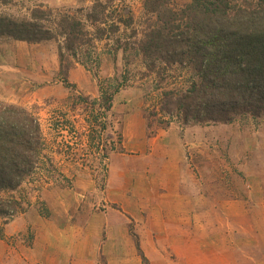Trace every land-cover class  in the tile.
<instances>
[{
    "label": "rangeland",
    "instance_id": "374dc122",
    "mask_svg": "<svg viewBox=\"0 0 264 264\" xmlns=\"http://www.w3.org/2000/svg\"><path fill=\"white\" fill-rule=\"evenodd\" d=\"M93 1L0 0V15L28 19L39 7L51 12L45 22L53 29L68 16L92 33L95 23L87 13ZM101 1L108 6L101 25L107 28L114 22L118 29L77 45L74 55L64 51L66 73L58 57L62 36L27 42L0 35V101L36 116L43 152L52 164L41 166L43 170L26 177L17 189L0 191V199L19 205L17 211L0 212V264H25L35 238L52 241L60 250H70L76 235L87 244L101 240L99 218L113 208L105 190L110 177L115 184L130 171L158 168L153 154L167 153L169 137L178 134L189 171L186 184L202 190L204 204H246L241 216L248 221L236 224L238 231L229 235L226 226L220 233L211 214H204L203 264H209L206 256L214 260L212 251L233 264H264V114L240 112L229 122L186 123L179 115L161 112L162 91L185 89L198 80L196 73L180 65L158 75L147 72L134 44L150 19L143 0ZM187 2L171 0V5L179 8ZM116 76L126 81L113 96L110 110L101 113L91 102L80 101L98 98L101 87L110 90ZM100 138L103 148L98 146ZM96 261L104 264L102 256Z\"/></svg>",
    "mask_w": 264,
    "mask_h": 264
},
{
    "label": "trees",
    "instance_id": "16d2710c",
    "mask_svg": "<svg viewBox=\"0 0 264 264\" xmlns=\"http://www.w3.org/2000/svg\"><path fill=\"white\" fill-rule=\"evenodd\" d=\"M142 5L150 19L134 44L147 72L158 75L167 67L180 65L191 68L198 77L183 90H163L161 112L179 115L186 123L229 122L240 112L264 114V0H189L179 8L172 6L171 0H143ZM107 7L101 0L91 4L87 18L95 23L92 33L80 20L68 16L58 20L57 29H53L45 22L51 12L35 7L28 19L0 15V35L27 42L62 36L58 57L66 73L64 51L74 55L77 45L102 39L107 31L118 29L114 22L107 28L102 26ZM115 80L110 90L100 88L98 98L82 97L80 101L86 105L91 102V108L97 107L101 113L110 110L113 96L126 77L116 76ZM100 127L105 128V120ZM99 143L103 148L101 138ZM43 147L36 116L0 101V191L17 189L43 165L45 169L52 167ZM18 206L13 199H0L1 213L17 211ZM136 249L148 264L138 241Z\"/></svg>",
    "mask_w": 264,
    "mask_h": 264
},
{
    "label": "crops",
    "instance_id": "0c3cea01",
    "mask_svg": "<svg viewBox=\"0 0 264 264\" xmlns=\"http://www.w3.org/2000/svg\"><path fill=\"white\" fill-rule=\"evenodd\" d=\"M179 139V134L172 135L169 144L165 143L168 152L153 154L158 168L130 171L115 184L110 177L105 190L113 208L99 218L101 240L95 238L87 244L76 235V239H70V250H60L52 241L35 238L34 248L25 255V264H98L99 256L104 264H144L132 235L148 264H203L204 214H211V223L218 225L220 233L226 226L224 230L229 235L238 231L236 224H245L247 219L241 212L244 214L246 204H204L202 190L186 184L184 175L189 171ZM128 220L132 232L128 230ZM212 252L214 260L209 255L205 262L233 264L218 251Z\"/></svg>",
    "mask_w": 264,
    "mask_h": 264
}]
</instances>
